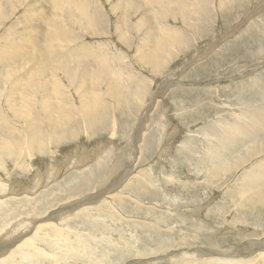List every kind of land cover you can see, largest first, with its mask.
<instances>
[{"label":"rangeland","instance_id":"1","mask_svg":"<svg viewBox=\"0 0 264 264\" xmlns=\"http://www.w3.org/2000/svg\"><path fill=\"white\" fill-rule=\"evenodd\" d=\"M48 1L8 2V11L4 12L7 13L6 18L0 22L2 51L6 50L13 56L10 40L18 36L13 39V44L17 46H23L21 41L27 40V37H20V33L13 31L15 22L17 26L30 22L28 25L42 27L43 23L30 15L31 10L27 5L42 2L48 9L51 7ZM88 1V5L97 3L95 9L100 8L101 14L106 13L103 22L96 25L102 27L96 29L99 35L94 37L96 33L85 34L79 27L63 31L62 40L79 39L69 45L64 42L62 54L68 53V50L73 54H81L83 50L93 55L89 58H94L112 52L110 66L113 71L103 70L113 77V84L116 85V74L119 73L121 84L126 86L124 90L129 87L134 92L136 88H141L140 97L155 94L154 102L147 104L149 98L142 99L139 108L133 109L134 103H130L133 96L124 98L121 104L131 105L132 110L122 113L120 108H114V100H110L112 94L105 89L107 80L87 79L88 83H84V87L90 90L94 88L106 99L109 124L102 118V123L94 127L96 130L92 134H88L85 127L82 129L77 126L81 131H76V137L60 141L52 146L54 150L50 147L52 156L46 152L44 155L25 157L21 167L15 166L14 161H5L7 168L0 167V180L7 182L10 190L8 185L0 184V237L6 238L8 242L16 238L21 240L27 234L32 236L40 225L39 235L47 234L45 240L49 239L47 242L44 240L45 244L36 243V246L45 250L44 255L51 252L58 254L55 259L35 255L19 264H183L185 258L181 260L177 256L189 250L194 254L196 249L201 251L197 252L198 259L210 256L209 251L217 254L228 252V255L234 252L237 257L230 259L250 257L252 250L255 251L258 245L251 248L244 241L264 239V234H261L264 233V207L243 206L241 203L247 200L250 193L238 197L237 184L250 162L258 161L259 158L262 160L263 157L252 158L249 164L246 163L247 165L244 164L223 177L213 175L207 178L196 163L203 166L208 164L209 160L206 158H215L212 155L214 151L223 158L231 157L229 160L232 163L233 157L240 156V142L229 145L222 141L221 129L227 138L233 140H248L252 135L264 132V0H206L209 5L204 10V15L202 10L198 11L199 16L197 12L191 15L190 27H185V18L183 22L179 19L171 21V25L165 30V45L169 49L165 50V46L162 48L166 52L164 56L157 58L154 68L153 64L147 65L151 60L146 54L154 51L153 54L157 56V41L150 45L146 42L148 37L124 33L116 35L114 32L117 18L125 14L124 5L117 6L113 0ZM156 1L159 0L149 2ZM166 1L177 3L180 0ZM194 1L197 0H189V11L197 8ZM148 3L145 1L146 5ZM143 8L148 10L146 6ZM95 9L90 10V13L96 15ZM32 10L35 13V8ZM176 10L175 7L172 11ZM47 12L45 10L41 14L47 15ZM65 24L70 25V22ZM5 35L8 39L3 37ZM107 48L110 51L107 52ZM66 57L69 55L66 54ZM71 62L74 65L75 62ZM13 63L17 64L18 72H23L22 62L15 60ZM58 65L59 63L55 69ZM86 66L88 65L83 64L80 69ZM70 67L73 68L71 64ZM9 68L12 67L8 66L6 70ZM60 71L56 78H59L61 91L66 97L61 98L60 103L64 102L68 106L70 102L76 109L80 103L77 93L80 87L78 88L77 83L73 86L63 69ZM12 74L8 77L9 85L0 82L2 100L7 97L8 100H18L27 89L22 93L16 85L13 86L12 82L19 74ZM49 76L42 75L43 79H48ZM37 83L35 85H40L39 81ZM6 92L10 93V97ZM0 102L4 111L8 110L7 105ZM108 104L113 109L107 108ZM241 108L247 109L251 114L240 116V125L220 121L230 120L232 113H238ZM43 125L44 128L47 127L46 124ZM216 128L218 132L215 135L213 133ZM150 136L153 139H149ZM164 137L170 143H164ZM209 147L214 148L210 150L212 154H207ZM189 149L194 151V157L184 154ZM222 157L214 160L217 165ZM222 164H225V160H222ZM53 170L57 171L53 173ZM143 171H149V176L144 177L145 192L136 191L134 181L138 175L143 176ZM204 179H210V183ZM103 187L106 188L105 191L99 192ZM176 204L180 205V208L175 207L179 214L171 210ZM60 208L68 209L56 218L55 214ZM44 222L57 224L54 227L57 232L46 227ZM60 230L69 233L65 239L69 245L63 247L67 248L65 251L62 245L53 248L50 246L62 244L64 234ZM7 231L8 235H5ZM253 231L260 236H246ZM58 234L60 238H55ZM14 244L8 247V251L16 250ZM1 256L5 257L4 254L0 255V259ZM168 256L170 257L167 258ZM220 259L229 258L221 256ZM195 261L198 262L190 264H205L200 262L202 260Z\"/></svg>","mask_w":264,"mask_h":264},{"label":"bare ground","instance_id":"2","mask_svg":"<svg viewBox=\"0 0 264 264\" xmlns=\"http://www.w3.org/2000/svg\"><path fill=\"white\" fill-rule=\"evenodd\" d=\"M108 1H110V0H108ZM113 1L115 2V4L117 6H120L119 4H123L125 9H126L125 14H123L122 17L119 16L117 18V20L115 18L117 25L114 28V32L116 33V35L124 33L126 35L134 34V35H140L141 37H148V41H146V42H147V44H150V45L155 44L157 41L158 47H159V49L157 51V56H155L156 54L155 55L153 54L154 51H153V53L151 51H148L146 54V57L150 58V60H151V61L149 60L150 62L147 61L148 62L147 65L153 64V66L151 65L153 68H154V64L156 63L157 58L159 56H162V55L164 56V54L166 52L165 50L169 49V47L167 45H165L166 44L165 30L171 25V21H176L179 19L183 22V19L185 18L187 20L185 27L188 28V27H190V24H191V22L189 21L190 16L196 12L198 14V11H201V10H202L201 13L204 15V13H205L204 10H206L207 6L209 5L206 0H197L196 2L194 1L195 2L194 6L198 5L197 8L193 11L192 10L189 11L187 9V7L190 5L189 0H180L177 3L168 2L166 0H159V1H156L154 3L149 2L150 0H144V1L143 0H113ZM145 1L147 3L148 2L149 3L146 5ZM8 2H10V0H3V1L0 0V22L1 21L3 22V20L6 18L5 14H7V13L4 14V12L8 11ZM48 2H49L48 4H50V6H51L49 8L50 9L52 8L51 10L49 8L47 9L46 6L44 7L41 4L42 2L41 3L39 2V4L29 3L27 5V7H30V10H31L30 15L32 17L36 18L37 20L41 21L43 23L42 27H37V25H35V26L28 25L30 22L27 25L24 22L23 23L24 26H17L16 22H15V25L12 26L14 32H17V34L20 33V35H21L20 37H27V40L21 41V42H23V46H20L21 44L18 41H16V42H18L20 44L19 46L13 44L14 40L18 36L14 37L15 38V39L13 38L14 40L13 39L10 40V44L12 46L11 49H13L12 52L14 54L13 56L11 55L10 52H8L6 50L2 51L1 50L2 48H0V82L8 83V77H9V74H11V73H13L12 75L19 74V76H15V79L13 80V82H12L14 84L13 86L16 85L15 87L18 88L20 92L24 91L27 88L25 90L24 96H20V99H18V100H17V98L16 99L12 98L9 100H8V97L6 98V100H2L0 98V101H3V104L7 105V107H8V110L4 111V109L0 105V167L2 169L7 168L6 167L7 162H5L7 159H8V162L14 161L15 166L21 167L23 165L25 157L29 158L30 156H33L34 154L44 155V154H46V152H49V154L52 156V151L49 150L50 147L52 150H54L52 148V146L59 143L60 141L66 139V138L76 137V136H74L76 131H81L80 128L83 129V127H85V130H86V132H88V134L94 133L95 132L94 130H96V129H94V127L98 126L99 123H102V118L105 122H108V124H109V115H108V112L106 111V107H105L106 99L102 98V96H100L99 92L94 90V88L90 90V89H86L84 87V83H88V82H86L87 79L94 80L95 78H99L100 80H103V81L107 80L106 84H105V86H106L105 89H107V91L109 90L108 91L109 94H112V96L110 97L111 98L110 100H112V101L114 100V104H115L114 108H120L122 113H124L123 111H126L128 113L132 110L131 105L121 104V100L123 103L124 98L127 99V98H130L133 96L132 100L130 102V103H134L132 105L133 109L139 108V102L142 99L149 98L147 104L149 102H151V103L154 102V95L155 94L145 96L144 98L140 97L141 88H136L135 90L133 89L134 92H132L129 89V87L127 88V90H124L126 86H125V84H121L122 78H121L119 73L116 74V81H115L116 85L113 84V77L104 72V70H106V69L113 71L111 66H110V61H111L110 59H112V57H113L112 52L107 54V55H105V54L97 55V56H94V58H89V57H92L93 55H91L90 53L83 51V50L81 52L82 55L81 54H73V53L69 52V50H68V53H66L67 55H69V57H66V54H62L61 48H65L64 44H63L64 42L69 45L75 41H78V39H79V38H76L73 40H70V39L62 40L61 34L63 31H65L71 27H74V28L79 27V29L82 30L85 34L96 33V34H94L95 35L94 37H96V35L97 36L99 35V34H97L98 32L96 29L102 28V27H96V25L103 22V19H104V16L106 15V13H105V15L101 14L100 8L95 9V5L97 3L94 4V2H92L88 5V3H89L88 0H49ZM16 3H17V0H16ZM229 4H230V2H229ZM13 5H15V4H13ZM35 5H38L39 7H33ZM223 5H225V4H223ZM143 6H146L148 8V10L143 8ZM112 7L113 6H111V8ZM175 7L177 8V10H176V12H173L172 10ZM257 7H256V9H258ZM34 8H35V10H34L35 13L32 12L33 11L32 9H34ZM181 8H182V10H181ZM183 8H185V10ZM41 9H42V12H41ZM93 9H95L96 15H94L93 13H90L91 12L90 10H93ZM131 9L134 11L132 12ZM45 10H48L47 15H45V14L42 15L41 13H43ZM227 10H229V9H227ZM230 10H232V9L230 8ZM244 10H246V9H244ZM60 11H61V14L59 13ZM62 11H64L66 14H63ZM115 11H116V9H115ZM135 11L137 12V14ZM122 13H124V12H122ZM133 13L135 14L134 17L132 16ZM254 13H257V12L255 11ZM235 14H236V11H235ZM251 14H253V12ZM65 15H67V16H65ZM198 16H199V14H198ZM226 18H227V16H226ZM112 19H113V17H112ZM200 19H202V18H200ZM17 20H18V18H17ZM19 22H21V21H19ZM22 22H23V20H22ZM66 22H70V25L65 24ZM125 22H126V24H125ZM17 24H18V21H17ZM124 24H125V26H124ZM202 25H204V24H202ZM237 27H239V26H237ZM7 34H8V32H7ZM101 34H103V33H101ZM28 36H30V37L28 38ZM3 37L8 39V36H6V35ZM178 39H180V38H178ZM186 43L188 44V42H186ZM212 45L214 46V44H212ZM164 46H165V50H162V48ZM7 47H8V45H7ZM146 47H148V46H146ZM66 48H67V46H66ZM68 48H69V46H68ZM139 49H140V47H139ZM108 51H110V50H108V48H107V52ZM58 54H60L59 57H58ZM57 58H58V60H57ZM13 60L14 61L16 60L18 62L23 63V65H24L23 72H18L19 69L17 67V64L13 63L14 62ZM59 60H61V61H59ZM71 60H73L75 62L74 65L72 64L73 62H71ZM57 63H59V65H58L59 67L55 69ZM70 64L73 66V68L70 67ZM83 64H87L88 66L80 69V66ZM8 66H11L12 68H9V70H6L8 68ZM21 69L22 68H20V70ZM61 69H63V72L65 73L64 75L66 76L68 81L73 86H76V83H77L78 88L80 87L79 92H78V89L75 87L77 89V93H79V97H80V99H79L80 103L78 104L79 107H77L76 109H74L73 104L68 102V101H67L68 106H66L64 102H63V104L60 103L61 98L62 99L66 98L65 94L61 91V85L59 83V78H56V74L58 75V71H60ZM150 70H152V69H150ZM8 71H9V73H8ZM54 71H57V73L56 72L54 73ZM44 74L50 75L48 77V79H43L42 75H44ZM54 76H55V78H54ZM38 81L40 82V85H35ZM8 85H9V83H8ZM130 85H131V87H133V84H130ZM34 86H35V88L33 89ZM102 86H99V87H102ZM161 88H163V86L159 87V89H161ZM10 93H12V91ZM10 93H7V94H9V97H10ZM18 95H20V94H18ZM28 95H30L32 97H28ZM0 96H3V94ZM13 96H15V95H13ZM103 96H105V95H103ZM105 98H106V96H105ZM65 102H66V100H65ZM62 105H63V110H62ZM152 105L153 104H150V106H152ZM109 107H111V106H109V104H108L107 108H109ZM111 109H113V108L111 107ZM182 114H184V113H182ZM250 114H251L250 111H248L245 108H241L238 113H232L230 120L223 119L220 121H226V122L228 121V122L238 126V125H240L239 117L250 115ZM78 116H81V118H79ZM43 124H46L47 127L44 128ZM77 126H79L80 128ZM219 128L221 129V127H219ZM217 132H218V129L216 128L214 130L213 134L216 135ZM220 135L222 136V138L220 137L222 139V141H225L229 145H231L232 143H234L236 141H237L236 143L240 142L239 143V150H238L240 156L233 157L234 162L232 163L229 160L231 157L229 159L223 158L222 156H220L218 154L217 151H214V153L212 154V153H210V150L214 149V148L209 147V148H207V154L210 153L212 155H215L216 157L215 158H212L211 156H209V158L207 157L206 159L209 160V162H208V164H206L204 166L200 165L198 163H196V165H199L200 166L199 169L202 170L204 173H206L207 178H210L213 175H217V176L219 175V176L223 177V175L227 174L228 172H231V171L235 170L236 168H238V167H240L246 163L249 164L248 162H250L252 158L263 157L262 160H261V158H259L258 161L252 160L251 161L252 163L250 162V166L247 169L245 168V170H243V172L241 173L240 179L238 181V184H237L238 185L237 195L239 197V196L244 195L245 193H250V196L247 198V200L241 203L245 207L246 206H255V205H261L262 207H264V132L258 133L257 135H252L250 137V139H248V140H241V139L233 140L232 138L229 139L225 136V134H223L222 129H221ZM164 136H166L165 132H164ZM151 138L152 137L150 136L149 139H151ZM163 142L164 143H167V142L170 143L168 138L166 139L165 137H164ZM149 144H151V143H149ZM184 145H186V144H184ZM180 146H182V145H180ZM184 154L187 157H194V155H195L194 151H192L190 149L186 150L184 152ZM79 157H82V156H79ZM219 157H222V159L220 160L219 165H217V163L214 160H217ZM50 160H52V159H50ZM222 160H225V164H222ZM54 169H56V168H54ZM56 171L53 170V173H55ZM147 176H149V171H143L142 177H139V175H138V178H136V180L134 181V185H133V186H135L134 190H136V191L140 190L141 192L142 191L145 192L144 188L146 189V185H145L144 177H147ZM117 180H119V179H117ZM141 180H143L144 182H142ZM204 180L207 183H210V179H204ZM0 184L2 186L8 185L7 182H5L3 179L0 180ZM1 185H0V187H1ZM8 189L10 190L9 185H8ZM105 189L106 188L103 187L102 190H100L99 192H101V191L104 192ZM164 193H166V192H164ZM120 198H121V196H120ZM169 200L175 202V200H172V199H169ZM173 206L174 207H172L171 210L175 211L177 209L175 207L176 206L179 207L180 205L176 204ZM68 207H70V205ZM66 209H68V208H60V210L55 214V217L58 218L60 216V214H62V212ZM176 212H178V211H175V213ZM179 213L180 212H178V214ZM61 218H62V216H61ZM28 223H30V222H28ZM25 224H27V223H25ZM45 224H46V227H50V228L54 229L55 232H57L55 230V228L57 227V224L56 225H53L51 223H45ZM45 224H43V225H45ZM23 226L24 225H22V227ZM38 228L40 229V225H39V227H37V230H35V232L32 236L30 234H27V236H24V238H22L21 240L16 238L15 240H12V241L10 240V242H8L9 240L7 241L6 238L0 237V239L3 240V241H0V255L4 254V256H5V254H8L7 256H5L3 258L1 256V259H0L1 263L0 264H19L21 262L28 261V259L30 257H33L35 255H41L42 258H45V257L54 258V259L57 258L58 254H54V252H51V253L44 255V253H46L45 250L38 248L39 247L38 245L36 246V243H39V242L40 243L43 242L45 244V242H44L45 235H47V234L44 235L42 233L39 235L40 231ZM22 230H24V229H22ZM57 230H59V229H57ZM60 232L62 234H64L62 241H61V239H58L61 241L62 244H54L53 246L50 244L51 248H53L54 246L57 247L58 245H62V248H63V247H65V245H67V246L69 245L66 243V240H65L66 235H68L69 233L68 234L65 233L64 230H60ZM15 233H17V232H15ZM21 233H22V231H21ZM10 234H12V233H10ZM261 234H264V233H261ZM5 235H8V231L6 232ZM18 235H19V233H18ZM10 236H12V235H10ZM59 236H60V234L55 235L54 237L56 238ZM246 236H251V237L256 236L257 237L260 235H258V233L256 231L255 232L253 231L250 235L246 234ZM72 237H75V236H72ZM72 237H70V238H72ZM48 239L46 238V240H48ZM58 240H56V241H58ZM12 244H14L16 246V247L13 246V247H15L14 249H16L13 252H12V250L8 251L9 250L8 247H11ZM82 244H83V242H82ZM244 244H248L251 248L252 247L255 248L258 245V247L255 251L252 250V254H250V257H248V258L239 257L238 259H230V258L237 257V256H235L234 252L231 255H228L227 254L228 252L227 253L223 252L222 254L219 252V254H217L216 252H212V251L208 252L207 251L210 254V256H205V257H201L198 259V257H196V255H197V252L200 250L197 251V249L195 250L196 252L194 251V254H193V251L191 253L189 250V252L180 253L177 257L181 258V260L185 258V262L183 264H190L192 262H198V261H195L196 259L202 260L200 262H204L205 264H251V263H253V264H264V239L246 240V241H244ZM44 247H45V245H44ZM47 250H49V249H47ZM63 250L65 251V250H67V248H63ZM77 251H78V249H77ZM84 251H86V250H84ZM9 252H11V253H9ZM202 252H203V250H202ZM160 256H162V255H160ZM221 256L227 257L229 259H227V260L220 259ZM169 257L170 256H168L167 258H169ZM173 259H174V256H173ZM165 261H166V259H165ZM54 263H55V261H54ZM154 264H156V263L154 262ZM194 264H197V263H194Z\"/></svg>","mask_w":264,"mask_h":264}]
</instances>
